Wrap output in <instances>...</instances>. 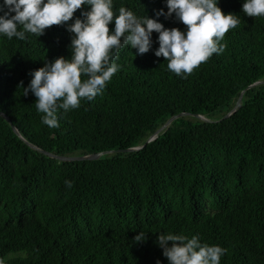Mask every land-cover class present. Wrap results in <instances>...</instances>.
<instances>
[{
  "label": "trees",
  "instance_id": "1",
  "mask_svg": "<svg viewBox=\"0 0 264 264\" xmlns=\"http://www.w3.org/2000/svg\"><path fill=\"white\" fill-rule=\"evenodd\" d=\"M242 3L219 0L223 13L240 19L221 41L222 54L181 78L154 50L124 48L115 59L121 70L103 94L61 110L58 128L42 124L36 97L19 85L27 87L29 73L45 62L70 58L72 34L53 25L38 38L0 36L4 264H168L160 233L221 246V264H264V17L245 15ZM121 7L149 18L167 11L163 0H114V12ZM159 22L187 27L174 16ZM45 153L103 154L59 161ZM140 231L147 240L136 243Z\"/></svg>",
  "mask_w": 264,
  "mask_h": 264
},
{
  "label": "clouds",
  "instance_id": "2",
  "mask_svg": "<svg viewBox=\"0 0 264 264\" xmlns=\"http://www.w3.org/2000/svg\"><path fill=\"white\" fill-rule=\"evenodd\" d=\"M164 8L155 18L139 17L121 7L114 12V0H0V36L11 40L27 39L26 33L37 38L53 25L63 26L72 34L71 57L63 56L31 71L27 87L21 81L23 95L36 97L35 106L44 114L42 124L58 128V113L80 107L81 101L102 95L107 83L121 70L115 62L124 48L143 55L154 50V55L168 61L167 68L186 78L213 54H222L227 45L221 43L230 29L240 23L238 15L225 14L218 7L219 0H163ZM80 10V15L74 13ZM241 11L249 17H264V0H243ZM175 17L186 25L166 28L159 22ZM71 21V23H69ZM114 23V28L109 25ZM22 28L23 30H18ZM158 34L153 41V33ZM154 43L158 47L153 49ZM82 76L86 77L82 80ZM67 187L72 181L66 180ZM147 232L140 231L134 242L147 240ZM169 242H172L169 246ZM157 245L168 264H221L226 250L219 245L203 244L198 236L163 234ZM0 264H4L0 259ZM156 264H160L157 260Z\"/></svg>",
  "mask_w": 264,
  "mask_h": 264
},
{
  "label": "water",
  "instance_id": "3",
  "mask_svg": "<svg viewBox=\"0 0 264 264\" xmlns=\"http://www.w3.org/2000/svg\"><path fill=\"white\" fill-rule=\"evenodd\" d=\"M254 85L256 84H252L250 85L248 88H251L253 87ZM242 94L243 92H241L240 96L238 97L237 101H236V104H235V107L233 108V110L231 112H229L226 116L228 117L233 111L235 108H237L240 103H241V99H242ZM188 114L186 113H182V114H179V115H176V116H173L171 118H169V120L166 121V123L161 126L145 143V145L147 143H149L150 141H152L154 139V137L159 133L161 132L162 130H164L173 120L181 117V116H187ZM195 117L199 118V119H203L201 116H198V115H195ZM12 130L13 132L18 135V132L17 130L12 126ZM32 147V146H30ZM33 148V147H32ZM139 149H141V147H137V148H131V149H126V150H119L118 152H133V151H138ZM46 154V153H45ZM103 153H97V154H93V155H85V156H79V157H55V156H52V155H49V154H46L50 157H53L59 161H85V160H95L97 158H99Z\"/></svg>",
  "mask_w": 264,
  "mask_h": 264
}]
</instances>
